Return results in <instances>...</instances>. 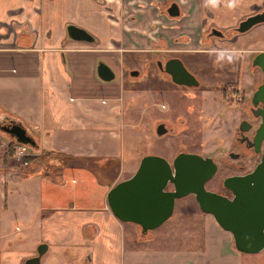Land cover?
Wrapping results in <instances>:
<instances>
[{
  "label": "crops",
  "instance_id": "1",
  "mask_svg": "<svg viewBox=\"0 0 264 264\" xmlns=\"http://www.w3.org/2000/svg\"><path fill=\"white\" fill-rule=\"evenodd\" d=\"M170 1L178 16L166 13ZM252 1L249 14L264 4ZM205 3L0 0V114L20 121L37 144L23 145V164L0 137V264H24L42 242L40 264H60L66 253L76 264H242L230 232L208 213L197 214L196 225L171 221L139 240V225L116 218L106 200L138 164L122 156L127 68L154 66L162 53L195 68L207 67L212 51L264 49L257 38L240 44L237 34L204 38ZM67 23L94 40L69 38ZM99 61L112 69L111 80L98 77ZM158 86L170 88L164 79Z\"/></svg>",
  "mask_w": 264,
  "mask_h": 264
},
{
  "label": "water",
  "instance_id": "2",
  "mask_svg": "<svg viewBox=\"0 0 264 264\" xmlns=\"http://www.w3.org/2000/svg\"><path fill=\"white\" fill-rule=\"evenodd\" d=\"M167 13L170 16L179 14L176 2H171ZM262 21L264 7L240 19L234 28L237 32H245ZM67 32L72 39L91 40L90 35L81 27L71 25ZM214 33L222 35L219 30ZM252 64L262 71L261 82L251 94V103H260L254 112L260 120L249 141L254 151H259L264 138V49L254 54ZM163 70L177 84H197L196 78L178 57L167 59ZM96 73L105 81L114 77L112 69L103 61L98 62ZM131 74H137V71H131ZM14 121L11 131L16 138H12L13 141L36 147V141L29 131L20 121ZM162 132L158 131L159 134ZM215 170L216 164L210 156L194 152L178 151L171 160L156 153L145 154L129 176L116 181L108 189L107 205L119 220L138 224L139 233L144 236L172 215L177 198L192 194L198 207L210 214L222 229L230 232L237 251H260L264 247V147L260 160L251 171L223 179V185L231 191L232 197L205 188V181ZM168 184L171 189H167ZM46 247L44 242L37 244L36 253L25 258L23 263L40 264V256Z\"/></svg>",
  "mask_w": 264,
  "mask_h": 264
},
{
  "label": "rangeland",
  "instance_id": "3",
  "mask_svg": "<svg viewBox=\"0 0 264 264\" xmlns=\"http://www.w3.org/2000/svg\"><path fill=\"white\" fill-rule=\"evenodd\" d=\"M225 1L227 0H206V9H204L203 18V21H205L203 27L204 30L209 29L212 22L219 28L234 26L235 20L232 19L233 16L236 17L241 12L244 15L252 12V9L250 8V3L254 2L252 0H238L239 3L237 2L235 5L233 4L229 6V8L223 3ZM232 32H235V30L228 31V33ZM237 35L240 36V39L238 40L240 44H247L248 41H254L257 38L258 42L256 44L264 47V21L254 24L247 31L239 32ZM224 45H227V43ZM195 68H198L196 70L199 74H203L204 71L199 69L200 66ZM129 69L138 70V73L136 75L129 74ZM214 70H216V68ZM124 76V85L126 87L123 96V116L125 123H128L124 126V149L122 156L124 155L123 158H125V160L133 157L139 161L142 155L149 153L160 154L171 159L180 148H190L191 143H194L196 146L201 145L200 147H203L206 152L201 151L203 149H199L200 155H208L212 158H214L215 155V158L218 161V171L216 175L206 183L210 188H213L214 182H220L228 173L236 171L237 163H245L246 165L251 166L256 159L258 160L259 154L254 153L253 155H250L253 153L250 151H246L243 157L241 156L238 159L228 156L229 151L237 149L233 146V144L235 145L234 141L233 144H230L229 142V138L234 130H232V126L237 120L231 117L227 118L226 121L221 123L223 125L221 127L220 124L213 122L212 118H205L206 116H204L199 110V106L202 104L200 102V96L198 97V93L200 92L199 88L194 91L197 93L196 98L192 97V95L190 97L187 96L186 98L183 96L180 97L177 91L171 93L169 88L158 90V88H160L158 86V81H161L160 77H165V75L163 74L162 76L161 73L156 70L155 66L150 65H140L139 67L134 66L133 68H127ZM259 78L260 75L257 69V80H259ZM215 99L217 100L218 97L216 96ZM156 102L165 103L166 105L172 103L175 106V114L180 115V118H183L182 115L185 114L186 121L185 123L183 121L182 126L181 123L178 122V119L175 120L176 123H174V125L171 123L173 127H177V129H174L176 133L171 132L172 134H170L168 132L163 135L155 134L154 125L160 118L158 114L165 116V114L169 112L166 110L164 111V109L159 110L155 105ZM258 121V119L253 120L252 125L256 126ZM222 128H224L223 138H220L219 135H213L217 131L220 132ZM0 137L8 142L10 140L7 135L1 131ZM28 147L30 146H26L27 149ZM238 150L243 151L239 148ZM20 160L22 161L23 159ZM225 160L228 162H225ZM126 174H128V172H125V175ZM197 214L203 216L204 212L198 207L192 194L177 198L175 200L172 215L161 225L152 229L151 232H156L162 229L171 221H174L172 222L173 225L182 222H191L196 225ZM67 254L68 253H66L64 257L60 254V264H76L77 261L72 259L70 255L67 257ZM242 264H264V247L258 252L243 253Z\"/></svg>",
  "mask_w": 264,
  "mask_h": 264
},
{
  "label": "flooded vegetation",
  "instance_id": "4",
  "mask_svg": "<svg viewBox=\"0 0 264 264\" xmlns=\"http://www.w3.org/2000/svg\"><path fill=\"white\" fill-rule=\"evenodd\" d=\"M170 1L167 4H165V10L167 13V8L171 4ZM178 5V4H177ZM264 7V4L257 10H260ZM179 8V7H178ZM168 14V13H167ZM169 15V14H168ZM170 16V15H169ZM178 16V15H176ZM175 17V16H172ZM240 20V19H239ZM238 20V21H239ZM238 21L234 24V26L231 27H224L219 28L214 23H211V26L209 29H206L203 32L204 38H218L225 36L228 31H234L235 26L238 23ZM73 24L67 23L66 25V35L69 37L67 29ZM215 30H219L222 35H216L214 32ZM87 32V31H86ZM88 33V32H87ZM235 32L228 33V34H237ZM91 37V40H87L88 42L93 41L94 37L90 33H88ZM234 37V36H233ZM71 38V37H69ZM257 52V51H256ZM256 52H248L245 54L235 55V54H228V57H226V54L224 52L219 51H212L211 53H206L205 63H208V66H200L199 69L201 71H204L203 74H199L196 69L198 68H192L187 63L184 62L183 59H181L178 55L174 53H162L161 58H155L153 60L154 66L156 70L165 75V77H160L161 79L166 80L170 88L169 90L171 93H174L173 91H177L180 97H192L196 98L197 93L194 91L196 89H200V92L198 93V97L201 98L200 102L203 104H200L199 110L200 112L206 116L205 118H212L213 122H216L217 124H220L221 127L223 126L221 123L223 121H226L227 118H233L236 119L237 122L232 126V135L229 138L230 144H233V141L235 142L234 148L231 151L228 152V156L232 158H240L241 156L245 154L246 151L253 152L250 155H253L254 153L259 154L258 160L256 159L251 166L246 165L245 163H237L236 171L228 173L226 176L222 178V180L214 182L213 188H210L206 185V183L216 175L218 171V161L215 158H212L216 164V170L214 174H212L206 181H205V188L222 194L226 195L228 197H232L231 191L223 185V179L227 176L231 175H240L245 174L249 171H251L256 163L260 160V156L264 147L263 140L260 144L259 151H254L253 147L249 144V141L252 139L256 126H253L252 121L255 119L260 120L259 116L254 115L255 109L260 106V103L258 102L256 105H253L251 103V94L256 89L257 85L261 82L262 79V71L260 68L252 64V58ZM209 54V55H208ZM171 57H178L185 68L193 74V76L197 80V84H177L176 82L172 81L170 76L163 70V64L165 61ZM198 67V66H197ZM216 68V70H214ZM257 69L259 71L260 78L257 80ZM131 71H135L132 69H129L128 73L131 74ZM138 72V70H137ZM210 80V81H209ZM163 88H158L160 90ZM188 91V92H186ZM218 97L216 100L215 97ZM158 103V104H156ZM155 105L158 107L159 110L164 109V111H169L165 116H161L154 125V131L156 135H163L164 133H170L175 132L174 129H177L176 126H172L171 123L174 125L176 123L175 120L178 119V122L182 123L186 121L185 114L182 115L183 118H180V115L175 114V106L170 103H159L156 102ZM178 115V116H177ZM246 121V122H243ZM14 119H11L9 115L0 114V131L3 132L7 137L11 140L12 138H16V135H14L11 131L12 124H14ZM259 123V121H258ZM179 127V126H178ZM220 127V128H221ZM183 130V129H182ZM158 131H163L162 133H158ZM176 133V132H175ZM213 135H219L220 138L224 137V128L221 129V131L215 132ZM212 135V136H213ZM13 140V139H12ZM238 145V147H237ZM196 145L194 143H191V147L187 149L180 148L178 151H188V152H194L200 154L199 149H203L201 151H204V148L200 147L201 145ZM198 147V148H197ZM242 149L241 150H238ZM205 156V155H203ZM208 156V155H207ZM168 160H171L167 158ZM225 162H228L225 160ZM239 162V161H238ZM167 189H171V185H167ZM189 195V194H188ZM187 196V195H186Z\"/></svg>",
  "mask_w": 264,
  "mask_h": 264
},
{
  "label": "built area",
  "instance_id": "5",
  "mask_svg": "<svg viewBox=\"0 0 264 264\" xmlns=\"http://www.w3.org/2000/svg\"><path fill=\"white\" fill-rule=\"evenodd\" d=\"M14 147H15L14 150H13L14 156L16 158H18V159H23L22 160V163L23 164L27 163V161L24 159V157L26 155V153L24 151V146H22V145H16Z\"/></svg>",
  "mask_w": 264,
  "mask_h": 264
},
{
  "label": "trees",
  "instance_id": "6",
  "mask_svg": "<svg viewBox=\"0 0 264 264\" xmlns=\"http://www.w3.org/2000/svg\"><path fill=\"white\" fill-rule=\"evenodd\" d=\"M15 145H17V144L13 140H9V142L7 144V147L9 149V148H13ZM151 236L152 235H151L150 231H148V233L146 235H144V236H141L139 231H138L137 239H139V240H147V239L151 238Z\"/></svg>",
  "mask_w": 264,
  "mask_h": 264
}]
</instances>
